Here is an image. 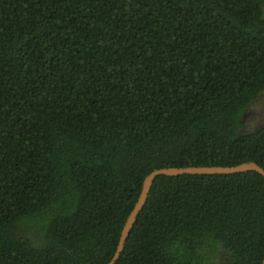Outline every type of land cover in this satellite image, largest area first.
Returning <instances> with one entry per match:
<instances>
[{"label": "trees", "instance_id": "1", "mask_svg": "<svg viewBox=\"0 0 264 264\" xmlns=\"http://www.w3.org/2000/svg\"><path fill=\"white\" fill-rule=\"evenodd\" d=\"M264 0H0V264H107L154 170H264ZM264 179L159 176L116 264H262Z\"/></svg>", "mask_w": 264, "mask_h": 264}, {"label": "water", "instance_id": "2", "mask_svg": "<svg viewBox=\"0 0 264 264\" xmlns=\"http://www.w3.org/2000/svg\"><path fill=\"white\" fill-rule=\"evenodd\" d=\"M244 172H256L264 179V170L254 162L242 163L236 166H199V167H183V168H162L154 170L148 174L142 183L141 191L136 200V203L128 215L122 228L116 251L112 259L107 264H116L121 253L124 250L125 243L129 237L130 231L136 222V219L144 208L151 186L154 180L159 176L176 177L182 175H233ZM264 264V258L262 260Z\"/></svg>", "mask_w": 264, "mask_h": 264}, {"label": "rangeland", "instance_id": "3", "mask_svg": "<svg viewBox=\"0 0 264 264\" xmlns=\"http://www.w3.org/2000/svg\"><path fill=\"white\" fill-rule=\"evenodd\" d=\"M264 125V95L254 101L242 117L243 131H254Z\"/></svg>", "mask_w": 264, "mask_h": 264}]
</instances>
